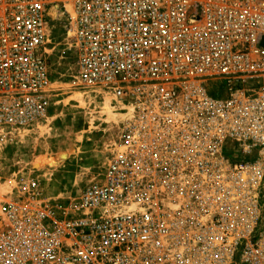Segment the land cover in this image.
<instances>
[{
  "label": "built area",
  "instance_id": "2783aa9c",
  "mask_svg": "<svg viewBox=\"0 0 264 264\" xmlns=\"http://www.w3.org/2000/svg\"><path fill=\"white\" fill-rule=\"evenodd\" d=\"M57 15L129 112L76 198L0 175V264H264V0H0V156L49 115Z\"/></svg>",
  "mask_w": 264,
  "mask_h": 264
},
{
  "label": "rangeland",
  "instance_id": "374dc122",
  "mask_svg": "<svg viewBox=\"0 0 264 264\" xmlns=\"http://www.w3.org/2000/svg\"><path fill=\"white\" fill-rule=\"evenodd\" d=\"M56 17L52 22L49 115L23 140L6 144L0 156V175L8 178L15 170H41L45 196H59L67 202L102 172L129 109L113 92L77 81L76 55L67 44L62 16ZM76 90L82 93L73 94ZM62 153L68 156L60 161ZM262 199L264 204V185ZM261 226L264 230V213Z\"/></svg>",
  "mask_w": 264,
  "mask_h": 264
},
{
  "label": "bare ground",
  "instance_id": "6f19581e",
  "mask_svg": "<svg viewBox=\"0 0 264 264\" xmlns=\"http://www.w3.org/2000/svg\"><path fill=\"white\" fill-rule=\"evenodd\" d=\"M56 8H57V7H55V9H56ZM53 14L55 15V11L53 12ZM75 93H79V94H81L82 92L76 90V91L73 92V94H75ZM67 156H68V154H66V153H62V154L60 155V157H59L60 161L65 160V159L67 158Z\"/></svg>",
  "mask_w": 264,
  "mask_h": 264
}]
</instances>
